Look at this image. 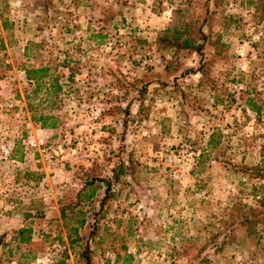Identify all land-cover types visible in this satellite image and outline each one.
<instances>
[{
    "label": "rangeland",
    "instance_id": "1",
    "mask_svg": "<svg viewBox=\"0 0 264 264\" xmlns=\"http://www.w3.org/2000/svg\"><path fill=\"white\" fill-rule=\"evenodd\" d=\"M183 21L202 72L158 40ZM92 179V264H264V227L230 220L264 198V0H0V264H82L60 208Z\"/></svg>",
    "mask_w": 264,
    "mask_h": 264
},
{
    "label": "trees",
    "instance_id": "2",
    "mask_svg": "<svg viewBox=\"0 0 264 264\" xmlns=\"http://www.w3.org/2000/svg\"><path fill=\"white\" fill-rule=\"evenodd\" d=\"M209 36H207L202 31L201 24H197L192 21H183L179 26H174L172 28L166 29L159 37L160 43L165 44L167 47H174L176 50H188L189 52H194L200 56L201 65L199 70L202 72L204 67V62L202 58L204 56L203 50L205 45L210 43ZM219 39H217V42ZM49 68L45 66H39L38 68L31 67L25 70L26 78L28 81L34 82L36 88L46 84L42 82L46 78L51 79L47 82L48 86H45V96L50 97L52 88L55 90L57 87V80L54 74H49ZM204 73V72H203ZM257 110V109H256ZM57 117L44 116L40 118V123L42 128H56L57 127ZM47 120H51L50 124H47ZM124 173V166L120 164L118 167L112 170V179H105L106 189L104 196L100 202L99 212H101L105 206V203L112 196L111 194V184L117 182ZM99 180H90L83 184L82 188L77 190L71 200L64 205H61L60 215L61 218L66 219L70 214L76 215L77 219L73 222L72 227L66 229V238L72 247V249L77 248L79 251L78 263L82 264H92L90 257V250L85 244L83 248L81 242L82 238L79 236V230L86 224L84 216L86 212H83L82 208L85 204L91 203L96 196L99 186L96 184ZM98 215L95 214L96 218ZM72 220V218H70ZM230 220L232 223L237 222L239 227L242 228L245 233L253 236L257 233L258 227H264V198L259 200L254 207H242L241 205L235 204L233 206V213L230 214ZM232 231H228L226 235L227 238L232 237ZM17 238L20 245L31 244L30 230L22 228L17 232ZM229 241H224L221 245L216 246V250L219 251L224 245Z\"/></svg>",
    "mask_w": 264,
    "mask_h": 264
}]
</instances>
